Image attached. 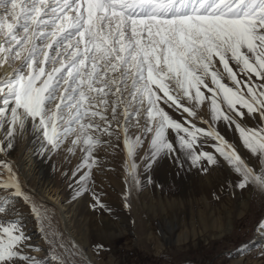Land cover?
<instances>
[{
	"label": "snow or ice",
	"instance_id": "obj_1",
	"mask_svg": "<svg viewBox=\"0 0 264 264\" xmlns=\"http://www.w3.org/2000/svg\"><path fill=\"white\" fill-rule=\"evenodd\" d=\"M28 134L45 158L79 151L70 178L93 210L110 212L95 190L98 149L125 153L130 208L145 143V172L161 159L202 172L222 160L236 188L264 194V0H0V154ZM0 190V264H49L34 255L42 249L16 197L29 204L53 264L85 258L76 243L49 236L47 209L6 158Z\"/></svg>",
	"mask_w": 264,
	"mask_h": 264
},
{
	"label": "rangeland",
	"instance_id": "obj_2",
	"mask_svg": "<svg viewBox=\"0 0 264 264\" xmlns=\"http://www.w3.org/2000/svg\"><path fill=\"white\" fill-rule=\"evenodd\" d=\"M224 134L240 147V141L234 133L225 131ZM29 142L31 147L36 146L38 151L39 142L35 138L31 141L29 134L21 139L20 144ZM147 149L148 144L145 143L144 149L136 157L141 186L146 188L142 191H146L142 203L137 201V207L142 219L146 218L145 224L152 220L156 240L140 233V218L134 216L131 207H125L126 156L121 149H98L101 166L93 170L95 190L104 193L102 199L110 212L93 210V201L88 193L75 196V188L78 185L70 177L72 170L80 162L79 151L75 156L61 151L51 154L49 158L36 153L41 165L39 177L44 181L52 180L61 195L66 198L69 209L74 208L71 212L74 215L71 231L76 233L78 243L87 250L95 264H264V231L258 230V225L264 221V194L236 188L235 174L221 160L219 166L232 178V187L226 186L221 201L215 200L220 206L216 205L213 199L209 202V199L204 197V200H199L193 208L195 218L184 219L185 207L177 205L169 208L170 204L167 203L168 208L162 210L159 198H168L173 187V199L196 201L190 197L192 193L189 186L193 177L196 178L204 172L187 165L179 169L167 159L159 160L145 172L146 161H142L141 157ZM209 150L211 151L210 148ZM240 151L245 156L249 155L242 147ZM9 152L6 157L1 154L0 159L6 158L12 163L17 158V152ZM19 181L22 190L29 194L37 205L47 209L50 218L49 236L55 233L57 237H62L65 245L71 247L73 241L63 232L57 211L39 200L31 189L24 185L20 176ZM155 186L163 187L159 195ZM4 195L6 192L0 190V197ZM205 202L217 206L213 215L205 211ZM129 203L132 205L130 200ZM15 207L26 225L32 243L42 249L34 255L53 264L49 244L42 237L29 204L16 197ZM97 245H102V249L97 251ZM75 264L90 263L88 259L82 258L76 259Z\"/></svg>",
	"mask_w": 264,
	"mask_h": 264
},
{
	"label": "bare ground",
	"instance_id": "obj_3",
	"mask_svg": "<svg viewBox=\"0 0 264 264\" xmlns=\"http://www.w3.org/2000/svg\"><path fill=\"white\" fill-rule=\"evenodd\" d=\"M29 136H31L32 141L34 139L33 135L29 134ZM20 141L21 140H18L15 143V147L13 149L17 152V158L12 161L14 169L18 172V175L21 177L24 185L31 189V191L37 196V198H39V200L44 201L53 209H55V211H57L60 219V224L65 235L70 238L73 243L79 245L80 249H82L85 254V259H88L90 264H95L93 260L90 259L91 257L88 254L87 250L78 243L76 233L74 231H71L74 219V215H72L73 213L71 212L74 211V208L69 209L66 198L61 195L60 190L56 187V184L52 180L44 181L41 177H39V174H41V165L38 157L36 156V146L35 148L31 147L30 142L25 145H21ZM9 153L12 154V152ZM231 179L232 178L230 176H227L222 167L208 166V171L204 172V174H199L198 176H196V178L193 177L191 185L189 186L192 193L190 197H193V200L196 199V201H180L177 198L173 199L171 196L175 195V190L171 185L170 187L172 188L170 189V196L168 195L169 197L165 198L164 200L158 197V202L162 206V210H166L168 208V206H166L167 203L170 204L169 208H174L177 205L185 207V211H183L184 219L185 217H190L191 219H193L195 218L193 208L197 205L198 201L204 200V197H207L209 199V202H211L210 199H213L214 201H221L220 198L225 191V187L228 186L231 182ZM155 187L156 192L159 195L163 191V187ZM145 189L146 188L142 186H140L139 188L133 187L131 197L129 198L132 203L130 209L132 210L134 216L137 217V219L140 218V233L142 235H147L148 238L156 240L154 237L152 220H149V224H145L146 218L142 219V216L139 213V208L137 207V201H140L142 203V198L144 197L143 194L146 192L142 191ZM215 202L216 205L220 206L219 202ZM204 206L206 208L205 211L207 213L210 212L211 215H213L214 211L217 208V206L216 208L215 206H212V203L208 204L206 202Z\"/></svg>",
	"mask_w": 264,
	"mask_h": 264
}]
</instances>
